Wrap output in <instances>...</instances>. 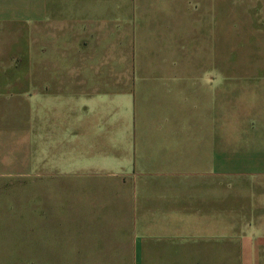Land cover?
<instances>
[{
    "label": "crops",
    "instance_id": "obj_1",
    "mask_svg": "<svg viewBox=\"0 0 264 264\" xmlns=\"http://www.w3.org/2000/svg\"><path fill=\"white\" fill-rule=\"evenodd\" d=\"M223 9L0 0V185H55L66 215L40 263L264 264V25Z\"/></svg>",
    "mask_w": 264,
    "mask_h": 264
},
{
    "label": "rangeland",
    "instance_id": "obj_2",
    "mask_svg": "<svg viewBox=\"0 0 264 264\" xmlns=\"http://www.w3.org/2000/svg\"><path fill=\"white\" fill-rule=\"evenodd\" d=\"M223 15L225 29L230 21L233 22L232 20H236L235 25L238 30H241L242 23L240 21L252 22L255 25L260 24V27H263L264 0H224ZM247 30L248 28L244 29L245 32ZM224 42L226 54V52L234 49L236 51L241 44H244L246 48L256 49L255 43L257 41H235L228 38ZM258 42L260 48L264 49V41L260 40ZM240 47L242 48V45ZM231 70L234 69L227 68L225 75L228 74L227 71ZM231 73L238 72L231 71ZM259 74L264 79V72ZM225 80L229 79L225 78ZM260 145L263 146L264 144ZM240 183H242L240 184V188H242L240 190H243L245 184L241 180ZM0 186L4 187L0 191V243L3 244L2 246L6 245L3 254L8 253L10 250L18 252L20 246H23L24 251L30 254L34 261L31 263L10 264H42L39 262L42 256L41 246H50L47 247L48 250L53 248V251H56L53 255H59V253L65 255L64 248L58 246L56 242V218L62 219L66 215L61 216L59 214L56 217L54 211L49 210L48 212L44 207L45 198L42 195L48 193L55 185L41 183L39 178L30 177L11 180ZM48 255L50 256L51 252ZM2 264L8 263L4 262Z\"/></svg>",
    "mask_w": 264,
    "mask_h": 264
}]
</instances>
